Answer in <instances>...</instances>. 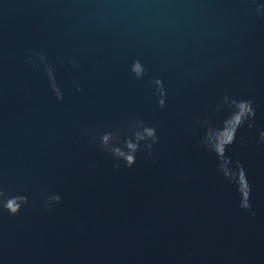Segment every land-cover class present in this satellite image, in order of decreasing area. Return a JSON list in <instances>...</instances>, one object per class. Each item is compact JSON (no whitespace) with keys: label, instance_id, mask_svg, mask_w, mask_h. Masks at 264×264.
Returning a JSON list of instances; mask_svg holds the SVG:
<instances>
[{"label":"water","instance_id":"water-1","mask_svg":"<svg viewBox=\"0 0 264 264\" xmlns=\"http://www.w3.org/2000/svg\"><path fill=\"white\" fill-rule=\"evenodd\" d=\"M33 52L63 100L26 63ZM225 96L256 111L226 150L247 174L251 211L199 144L204 120L220 127L230 114L215 111ZM138 119L159 143L128 169L99 136ZM260 131L264 17L250 0H0V187L28 198L14 217L0 208V264H264ZM52 195L61 201L48 211Z\"/></svg>","mask_w":264,"mask_h":264},{"label":"clouds","instance_id":"clouds-1","mask_svg":"<svg viewBox=\"0 0 264 264\" xmlns=\"http://www.w3.org/2000/svg\"><path fill=\"white\" fill-rule=\"evenodd\" d=\"M257 15L264 17V5L257 4V0H250ZM39 62L47 75L51 91L55 94L58 101L63 100L62 93L55 81V73L52 67L47 63V57L42 53L33 52L30 57L26 58V63L36 66ZM73 67H79L76 61H71ZM131 73L137 80L143 79L147 75V69L139 59L132 62L130 67ZM155 94L158 97V106L163 108L166 102V90L163 81L160 79H152ZM77 91H82L77 87ZM222 105H227L231 112L225 118L220 127L212 126L211 120H204L203 126L206 131L203 138L199 141L200 146L213 154L217 158V171L230 183L234 184L237 193L240 196L239 207L243 211H251L250 192L251 185L248 182L247 174L243 165L237 161L233 168L231 157L227 156L226 150L236 141L238 130L247 123L248 129L255 127L256 111L251 100L229 99L225 96L215 108L219 111ZM131 131V135H126L127 131ZM89 145L96 144L95 132L89 133ZM159 143L157 130L154 126H148L143 120H136L129 125L128 129L118 132L108 131L99 136V147L104 153L109 154L114 160L122 161L124 166L131 169L136 164V156L138 152L144 151L148 156H152L154 146ZM258 143H264V131L259 132ZM241 145L246 147V141L241 138ZM119 164L114 166V170H119ZM188 177L185 176V179ZM61 197L52 195L47 197L43 206L46 210L51 211L53 205L59 204ZM28 204V198L24 195H9L2 187H0V208L5 210L10 216H16L21 209ZM254 215V213H252Z\"/></svg>","mask_w":264,"mask_h":264}]
</instances>
